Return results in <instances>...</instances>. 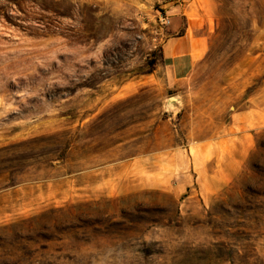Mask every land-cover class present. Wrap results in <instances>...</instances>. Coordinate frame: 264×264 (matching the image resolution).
Segmentation results:
<instances>
[{
  "label": "rangeland",
  "instance_id": "1",
  "mask_svg": "<svg viewBox=\"0 0 264 264\" xmlns=\"http://www.w3.org/2000/svg\"><path fill=\"white\" fill-rule=\"evenodd\" d=\"M0 264H264V0H0Z\"/></svg>",
  "mask_w": 264,
  "mask_h": 264
},
{
  "label": "crops",
  "instance_id": "2",
  "mask_svg": "<svg viewBox=\"0 0 264 264\" xmlns=\"http://www.w3.org/2000/svg\"><path fill=\"white\" fill-rule=\"evenodd\" d=\"M169 24L165 28L166 37L162 45V60L165 70L174 78L187 74L203 56L205 38L194 21L188 20L179 11L165 13Z\"/></svg>",
  "mask_w": 264,
  "mask_h": 264
},
{
  "label": "built area",
  "instance_id": "3",
  "mask_svg": "<svg viewBox=\"0 0 264 264\" xmlns=\"http://www.w3.org/2000/svg\"><path fill=\"white\" fill-rule=\"evenodd\" d=\"M160 23L162 24V25H165V26H167L168 24H169V20H168V17H161L160 18Z\"/></svg>",
  "mask_w": 264,
  "mask_h": 264
}]
</instances>
